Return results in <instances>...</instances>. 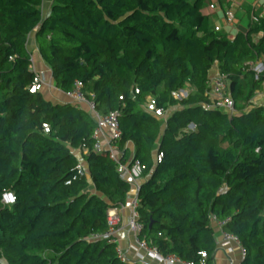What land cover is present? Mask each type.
<instances>
[{
    "label": "trees",
    "instance_id": "1",
    "mask_svg": "<svg viewBox=\"0 0 264 264\" xmlns=\"http://www.w3.org/2000/svg\"><path fill=\"white\" fill-rule=\"evenodd\" d=\"M207 1L51 0L42 17V0H0V260L144 264L121 261L109 238H91L107 231L108 212L124 204L130 184L108 151L93 149L96 123L86 109L29 91L26 43L35 30L57 89L79 81L99 113L119 112L122 134L111 143L121 163L134 145L131 162L144 179L139 237L162 255L215 264L214 216L240 238L239 264H264V104H248L264 85V18L229 38L211 28ZM214 66L234 113L211 107ZM183 87L188 95L176 100ZM148 98L173 108L163 121L144 108ZM78 154L92 190L86 175L65 183ZM5 192L13 204H2Z\"/></svg>",
    "mask_w": 264,
    "mask_h": 264
},
{
    "label": "built area",
    "instance_id": "2",
    "mask_svg": "<svg viewBox=\"0 0 264 264\" xmlns=\"http://www.w3.org/2000/svg\"><path fill=\"white\" fill-rule=\"evenodd\" d=\"M213 4H210L209 8H213ZM225 16L232 18L233 14L230 10L225 11ZM250 21L256 22L258 21V16L252 15ZM216 31L220 29L218 27L214 28ZM32 62V70L34 72V77L31 85L29 86L30 92H36L43 88L45 85L44 75L40 71H35L33 69V61ZM252 69L259 73L262 70V63L258 61L251 65ZM207 94L211 99V107L212 108H221L227 111L228 113H234V103L231 99L230 95L226 93V82L225 78L218 71L215 73L209 74V84H208ZM188 87H183L174 92L173 97L176 100H181L188 95ZM137 93V91H135ZM64 95L74 104L76 105H84L85 109L93 116L96 126L92 133L93 139V149L97 152L106 150L108 151L109 158L117 164V170L120 176L129 182L131 186H136V190L138 191L139 185L136 183V179L139 177L140 166L139 162L136 160L133 163H121L119 157H117L115 153V149L111 146L112 140L118 139L121 137V129L119 126V112L111 111L109 113L101 114L96 109V104L92 99L87 98L82 91V83L79 81H75L71 90L63 92ZM146 110L151 112L153 116L156 118H161L166 110L162 108H157L155 101L152 98H148L146 102ZM193 128V127H190ZM43 132L48 133L49 128L46 124H43ZM105 143V144H104ZM161 154L157 156V160H159ZM86 171L82 164L78 163L71 178L65 181L66 184H69L71 180H75L79 177L85 176ZM14 195L11 192H5L2 194L1 202L4 205H10L14 203ZM137 207H138V199L137 196L132 200L130 204L131 208V216L128 221V228L135 235V248L138 250H144L149 258L156 261L157 264H196L190 261H182L174 254L162 255L156 246L150 245L144 238L139 237V233L142 231L143 226L137 221ZM118 217L116 214L110 210L108 212V228L104 234H93L91 236L92 239L98 238H109V241L117 244V225H118ZM211 223L217 232L216 236V252L222 251L225 258L227 259V264H233L234 259L232 258V253L236 250L239 254L240 259H242L246 252L245 248L241 244L240 238L232 233L224 231L221 227L223 225V221L217 220L214 216L211 217ZM117 255L119 259L123 262H133L130 261L121 251L117 248ZM202 257H205V254H202ZM134 262L143 263V257H139ZM200 264H203L201 261Z\"/></svg>",
    "mask_w": 264,
    "mask_h": 264
},
{
    "label": "crops",
    "instance_id": "3",
    "mask_svg": "<svg viewBox=\"0 0 264 264\" xmlns=\"http://www.w3.org/2000/svg\"><path fill=\"white\" fill-rule=\"evenodd\" d=\"M210 4H213V8H209ZM51 0H42L41 4V14L42 17H46L50 12ZM230 10L233 14L232 18L225 16V11ZM203 12L209 15L210 26L211 28L218 27L220 30L228 35L229 38H232L234 30L245 29L250 22L251 16L256 15L258 17L264 18V0H208L203 8ZM26 48L31 54L33 61V69L35 71H40L44 75L45 85L42 88V94L46 99L53 103H66L71 102L62 91L57 89L54 85V82L51 77L50 68L44 63L41 59L37 44L35 40V30L32 31L27 37ZM35 57L33 58V56ZM217 71L216 66L212 67L209 71V74L215 73ZM85 109L84 105H81ZM172 111V110H170ZM170 113V112H169ZM168 113V114H169ZM105 144V143H104ZM116 151L117 157H121L122 152L117 149L115 145H111ZM128 156L127 162H131L134 157V145L132 143L127 144ZM156 150L153 152V157L155 158ZM77 157L80 159L79 154ZM157 157V156H156ZM80 164L86 168L83 160H79ZM86 171V169H85ZM87 179L90 183L89 190L93 189V185L90 182V178L87 175ZM142 177L136 179L137 185H140L143 182ZM137 196L136 186L130 185V190L127 193L125 202L122 206L118 208L111 209L116 216L118 217L117 225V248L130 260L136 261L140 256L143 257L144 264H157L156 261L149 258L144 250H138L135 247V235L129 230L127 224L131 216L130 204L132 200ZM217 235V234H216ZM232 258L234 259L233 264L240 263V257L236 250L232 253ZM215 264H227V259L225 258L222 251H217L214 257ZM180 264V263H176Z\"/></svg>",
    "mask_w": 264,
    "mask_h": 264
},
{
    "label": "rangeland",
    "instance_id": "4",
    "mask_svg": "<svg viewBox=\"0 0 264 264\" xmlns=\"http://www.w3.org/2000/svg\"><path fill=\"white\" fill-rule=\"evenodd\" d=\"M237 29L234 30V34L237 33ZM32 57V56H31ZM35 57V55L33 56V58ZM248 104L249 105H258V104H264V85H263V88L256 91L249 99L248 101ZM146 107V103H144V108ZM173 108H170L168 110H166L165 114L161 117V118H158L159 120L163 121L168 113L170 112V110H172ZM214 225V224H213ZM217 236V235H216ZM0 264H6L5 261L2 259L0 260Z\"/></svg>",
    "mask_w": 264,
    "mask_h": 264
}]
</instances>
